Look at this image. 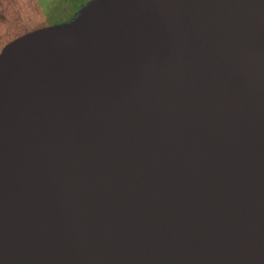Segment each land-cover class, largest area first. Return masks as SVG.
Instances as JSON below:
<instances>
[{
  "label": "water",
  "instance_id": "95a60500",
  "mask_svg": "<svg viewBox=\"0 0 264 264\" xmlns=\"http://www.w3.org/2000/svg\"><path fill=\"white\" fill-rule=\"evenodd\" d=\"M0 264H264V0H90L5 45Z\"/></svg>",
  "mask_w": 264,
  "mask_h": 264
},
{
  "label": "rangeland",
  "instance_id": "374dc122",
  "mask_svg": "<svg viewBox=\"0 0 264 264\" xmlns=\"http://www.w3.org/2000/svg\"><path fill=\"white\" fill-rule=\"evenodd\" d=\"M85 1L76 0L69 3L67 14L70 16L73 12H78L85 5ZM24 2L23 0H0V52L5 45L18 38V35L28 33L29 26L23 24L27 22L25 21L27 18L23 19L24 15L30 18L37 17L35 14L37 9L30 8L31 6Z\"/></svg>",
  "mask_w": 264,
  "mask_h": 264
},
{
  "label": "trees",
  "instance_id": "16d2710c",
  "mask_svg": "<svg viewBox=\"0 0 264 264\" xmlns=\"http://www.w3.org/2000/svg\"><path fill=\"white\" fill-rule=\"evenodd\" d=\"M75 1L76 0H23L24 3L31 6L30 8L37 9V11L35 12V14H37V17L30 18L27 15L23 16V19L27 18L25 20L27 22L23 23L24 25L29 26L27 32L68 21L75 15L76 12H73V14L69 16L67 14L68 4ZM88 1L86 0L84 4H86ZM7 28H9V26H7ZM20 35L22 36L24 35V33ZM20 35H18L17 37H20Z\"/></svg>",
  "mask_w": 264,
  "mask_h": 264
}]
</instances>
